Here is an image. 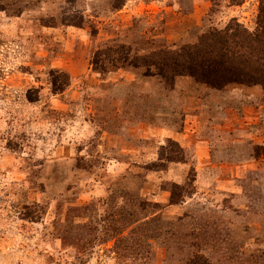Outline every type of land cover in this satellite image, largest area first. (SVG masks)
<instances>
[{
	"label": "rangeland",
	"instance_id": "rangeland-1",
	"mask_svg": "<svg viewBox=\"0 0 264 264\" xmlns=\"http://www.w3.org/2000/svg\"><path fill=\"white\" fill-rule=\"evenodd\" d=\"M262 4L0 0V264H264V87L92 65Z\"/></svg>",
	"mask_w": 264,
	"mask_h": 264
},
{
	"label": "trees",
	"instance_id": "trees-1",
	"mask_svg": "<svg viewBox=\"0 0 264 264\" xmlns=\"http://www.w3.org/2000/svg\"><path fill=\"white\" fill-rule=\"evenodd\" d=\"M133 51L130 44L106 46L94 53V70L104 71L105 64L116 69L144 67L145 77L157 76L169 88L180 77L216 90L234 84L264 87V4L258 9L253 30L232 18L223 27L196 29L192 42L169 44L164 40L142 56ZM60 75L63 81L57 87L56 73H51L55 92L69 84V76Z\"/></svg>",
	"mask_w": 264,
	"mask_h": 264
}]
</instances>
